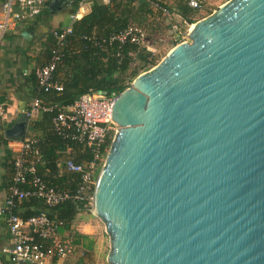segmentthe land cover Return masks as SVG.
<instances>
[{
    "label": "water",
    "instance_id": "obj_1",
    "mask_svg": "<svg viewBox=\"0 0 264 264\" xmlns=\"http://www.w3.org/2000/svg\"><path fill=\"white\" fill-rule=\"evenodd\" d=\"M187 35L113 101L91 210L109 264H264V0H226Z\"/></svg>",
    "mask_w": 264,
    "mask_h": 264
},
{
    "label": "built area",
    "instance_id": "obj_2",
    "mask_svg": "<svg viewBox=\"0 0 264 264\" xmlns=\"http://www.w3.org/2000/svg\"><path fill=\"white\" fill-rule=\"evenodd\" d=\"M14 5L17 9H14ZM46 0H6L0 7V36L17 20L33 17L41 13ZM188 5L198 9L202 0H188ZM155 10L160 11L170 21L171 11L154 2ZM191 27L189 22L183 34L177 23L171 22L175 39L188 40L187 32ZM72 33V27L66 26L51 31L54 44L50 49L48 60L38 66L35 71L36 85L39 92L51 90L60 91L62 83L58 82L54 73L63 56V48L67 35ZM117 41L119 45L129 42L139 47L146 46V30L143 26L130 23L118 32L111 33L102 42ZM119 46V47H120ZM147 48V47H146ZM153 54V53H152ZM116 56L121 57L118 50ZM118 93L115 91H89L81 94L71 104L45 105L39 96H34L30 103L21 110L28 119L42 112L54 111L52 129L64 140L80 144L88 153L86 161H77L67 156L62 161L64 169L77 174V183L73 188L56 187L48 184L37 172L38 165L43 163V156L37 146V139L24 136L23 139L10 141L14 150L12 159V176L9 185V195L0 205V219L7 218L11 245L4 250L9 254L12 264H45L53 257L65 258L76 248L70 237H62L58 227L62 221L42 211L36 215L24 218L15 212L16 204L30 198H38L47 207H55L65 201L80 204L82 211L92 210L93 189L99 167L106 155V141L112 132L117 131V125L111 116L113 101ZM6 112L4 103H0V116ZM68 148V147H67ZM92 213V212H91ZM82 253V252H81Z\"/></svg>",
    "mask_w": 264,
    "mask_h": 264
},
{
    "label": "crops",
    "instance_id": "obj_3",
    "mask_svg": "<svg viewBox=\"0 0 264 264\" xmlns=\"http://www.w3.org/2000/svg\"><path fill=\"white\" fill-rule=\"evenodd\" d=\"M5 1L0 0V7ZM76 1H78L77 5ZM102 1L104 3L109 2V0ZM168 1L175 3L176 8L173 9L172 7V9L176 11L175 18L178 25L179 22L184 23L186 28L189 21L177 13V5H179L180 0H160L161 3ZM154 2L158 1L150 0L149 13L139 8V2H133L134 13L138 15V19L135 22L139 21L141 23L145 17L149 16L155 18L156 14L163 15L160 11L155 10ZM160 2L158 3L161 4ZM50 5H53L54 8L48 11ZM161 5L167 7L166 5ZM13 8L17 9V6L14 5ZM90 9V0H59L58 6H55L53 0H46V5L41 13L33 17L17 20L0 36V103H4L6 106L5 114L0 116V205L5 202L9 195V185L12 176L14 150L10 147V141L19 140L9 137L6 134V130L12 127L15 122L26 120L25 135L36 138L37 144L40 141L43 142L50 132L49 121L44 118L42 113L26 119L21 110L30 103L34 96L40 94L37 89L34 71L48 60L53 43L51 31L56 28L72 26L74 20L80 19ZM176 20L173 18L171 20L172 24L176 23ZM64 74L63 68L59 67L54 73V77L61 83ZM57 152L59 155V159L56 160L57 170L52 171V169L44 167L40 175L48 182L59 183L61 186L66 187L72 186L74 183L71 179L76 174L64 169L62 161L67 156H71L77 161H86L87 158H84L86 151L83 148L78 151L71 147L57 150ZM44 207L46 206L43 203L26 199L17 204L16 212L22 216L30 214L37 209L45 211ZM75 234L85 236L84 239H81L84 246L81 243L78 244L79 246L75 245L74 252L69 256L65 258L53 257L48 259L45 264H104V260L107 261L106 257L110 247L109 235L98 217L90 211L77 213L72 221L71 231L65 230L61 236L70 237L72 235L74 237ZM10 245L7 218L3 216L0 219V261L2 264H12L9 254L4 250ZM84 251L85 253H83Z\"/></svg>",
    "mask_w": 264,
    "mask_h": 264
},
{
    "label": "trees",
    "instance_id": "obj_4",
    "mask_svg": "<svg viewBox=\"0 0 264 264\" xmlns=\"http://www.w3.org/2000/svg\"><path fill=\"white\" fill-rule=\"evenodd\" d=\"M134 1L139 2L141 10L149 13L150 0H109L108 3H104L102 0H90V11L80 19L74 20L71 26L72 33L66 37L63 56L57 67V70L61 67L65 71L64 77L61 79L63 89L39 92L40 94L37 95L45 105L71 104L81 94L89 91H115L119 93L129 86L139 73L148 70L158 62L146 47H139L129 42L120 46L117 41L110 42L107 40L105 43L101 41L102 38H107L109 34L120 31L130 23L141 25L139 21V23L135 22L138 15L133 10ZM77 4L78 1H76ZM195 10L188 5V0H180L179 5H177V13L190 23L195 21L192 18ZM51 38H53L52 34ZM53 44L54 39L52 46ZM118 50L121 51L120 58L116 56ZM135 63L136 66L131 68L132 64ZM130 73L132 76L127 80V75ZM54 113V111L42 112L44 118L49 121L50 132L43 142L40 141L37 144L44 160L38 165L37 172L39 175L44 167L52 169V171L57 170L56 160L59 159L57 150L72 147L80 151L82 148L80 144L64 140L53 131L51 119ZM109 144L110 139L108 138L105 145L108 147ZM88 156L86 153L84 158L88 159ZM41 165L42 167H40ZM71 181L74 185L68 187L73 188L77 183V174ZM46 182L56 187H66L59 183ZM29 200L43 203L38 198H30ZM80 209V204L70 200L55 207L46 206L44 212L62 221L58 227V232L61 235L65 230L71 231L72 221ZM39 212L42 211L37 209L30 214L22 215V217L27 218ZM70 238L73 244L81 243L84 246L81 239H84L85 236L75 234L74 237L71 235Z\"/></svg>",
    "mask_w": 264,
    "mask_h": 264
},
{
    "label": "rangeland",
    "instance_id": "obj_5",
    "mask_svg": "<svg viewBox=\"0 0 264 264\" xmlns=\"http://www.w3.org/2000/svg\"><path fill=\"white\" fill-rule=\"evenodd\" d=\"M160 2V0H156ZM226 0H202L203 5L196 9L193 13V20H198L202 17H205L209 14H211L219 5H221ZM161 3V2H160ZM161 4L166 5L171 10V17L172 20L175 18V10H173L175 7V3L173 1L171 2H162ZM173 7V9H172ZM178 19V18H177ZM194 21V22H195ZM171 22L167 17L161 14H156L155 18L145 17L144 21L140 24L143 26L146 30V46L149 51H151L157 61H159L169 50L172 46H174L176 43L180 42L179 40L175 39V34L173 30L171 29ZM177 24V20L175 21ZM193 23V22H192ZM181 34L185 31V24L179 22ZM135 64H132V67H135ZM132 74L127 75V80L130 79ZM114 136V132H112L109 136L110 142ZM110 145V144H109ZM109 145L107 147V151L109 149ZM106 151V153H107ZM100 168V167H99ZM104 264H109L107 261L104 260Z\"/></svg>",
    "mask_w": 264,
    "mask_h": 264
}]
</instances>
